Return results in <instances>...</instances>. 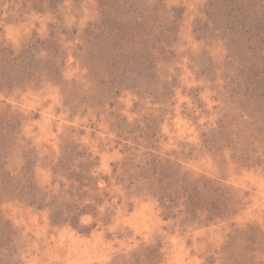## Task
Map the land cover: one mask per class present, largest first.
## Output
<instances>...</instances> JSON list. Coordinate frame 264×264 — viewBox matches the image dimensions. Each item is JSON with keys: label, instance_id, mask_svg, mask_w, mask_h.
I'll return each instance as SVG.
<instances>
[{"label": "rangeland", "instance_id": "1", "mask_svg": "<svg viewBox=\"0 0 264 264\" xmlns=\"http://www.w3.org/2000/svg\"><path fill=\"white\" fill-rule=\"evenodd\" d=\"M0 264H264V0H0Z\"/></svg>", "mask_w": 264, "mask_h": 264}]
</instances>
